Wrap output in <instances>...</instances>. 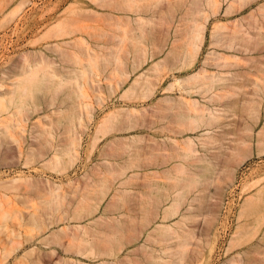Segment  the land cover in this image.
Segmentation results:
<instances>
[{"label":"rangeland","instance_id":"374dc122","mask_svg":"<svg viewBox=\"0 0 264 264\" xmlns=\"http://www.w3.org/2000/svg\"><path fill=\"white\" fill-rule=\"evenodd\" d=\"M21 1L0 0V37L14 29L11 52L0 43V83L26 85L0 108V264H264V40L251 39L264 0H218L195 60L204 0H26L11 18ZM237 26L247 39L230 48ZM38 61L47 65L36 74L53 62L59 77L45 72L42 85L27 74ZM202 69L243 84L186 92L182 81ZM80 86L88 98H77ZM194 100L205 122L192 131ZM82 104L90 117L79 124ZM76 136L72 159L63 150ZM55 193L62 202L48 205ZM84 228L97 235L96 257L69 238Z\"/></svg>","mask_w":264,"mask_h":264},{"label":"bare ground","instance_id":"6f19581e","mask_svg":"<svg viewBox=\"0 0 264 264\" xmlns=\"http://www.w3.org/2000/svg\"><path fill=\"white\" fill-rule=\"evenodd\" d=\"M124 1V0H123ZM204 1H206L205 3H204V6H206V9H211V10H209V12L211 13H209V12H207V10H205V8H204V14H203V16H201V19H202V17L204 18L203 20H204V22L200 25V26H197V30H196V36H193L194 38V43H193V45H194V56H193V60H195L196 58H197V54H198V52H199V50L201 49V47H202V45H203V42H204V37H205V29H206V23L208 22V20H209V18H210V16H212V15H216L217 13H218V11H219V9H220V2L218 1V0H204ZM242 1V0H241ZM200 2H202V0L200 1ZM26 3V0H23V1H21L20 2V4L18 5L19 7L17 8V9H15V10H13V11H11V13H10V17L12 18V17H14L18 12H20V10L22 9V7H23V5ZM124 3V2H123ZM126 3H128V2H126ZM126 3H124V4H126ZM123 4V5H124ZM202 4H203V2H202ZM119 5V4H118ZM120 6V5H119ZM122 6V5H121ZM121 6H120V9H122V10H124L125 11V9H123L125 6V8H126V10H127V4L126 5H124V6H122L123 8H121ZM204 6H201L200 5V7H204ZM208 7V8H207ZM234 7V5H229L228 6V10H230V9H232ZM203 9V8H202ZM201 9V10H202ZM216 9H217V11H216ZM261 10V15L263 16V18H264V7L263 8H261L260 9ZM212 11H213V14H212ZM203 11H201L200 13H202ZM208 13L210 14V15H208ZM202 15V14H201ZM219 27V26H218ZM218 27L216 28V30H218ZM238 27V29H236L233 33H232V35H231V37L230 38H227L226 39V44H228V46L230 47V48H235L236 46V44H237V41H241V40H246L247 39V35H245V34H243L242 33V31H241V27L242 26H237ZM264 29V26H262V27H258V32H257V34H255L254 36H252L251 37V39H254V40H264V34L262 33V30ZM216 33V32H215ZM117 38V37H116ZM125 39H127V38H125ZM125 39L123 38V41L125 42ZM191 41L190 42H192V38L190 39ZM120 41H121V39H120ZM248 43H250L249 45L250 46H254L255 48H250L249 47V45L247 44V48H245L246 50H248V52H252V51H255L256 50V46H258V43H253L252 41H247ZM121 44H123V43H121ZM238 45H239V43H238ZM237 45V46H238ZM123 46V45H122ZM123 48V47H122ZM121 49H119V52H120V54H119V52H117V54L118 55H116V56H122L121 54V52H122V50L120 51ZM125 50V49H124ZM124 50H123V53H125L124 52ZM235 50V49H234ZM193 53V52H192ZM186 54V53H185ZM250 54V53H249ZM24 55V54H23ZM26 55V54H25ZM27 55H28V53H27ZM190 55V54H189ZM188 55V56H189ZM187 56V55H186ZM26 57V56H25ZM27 57H29V56H27ZM191 57V56H190ZM189 57V58H190ZM120 58V57H119ZM26 59V58H25ZM116 59V58H115ZM251 59H252V56L250 57V59H248V61H251ZM21 60H23L24 61V59H21ZM44 61V60H43ZM42 60H41V62H43ZM40 62V63H41ZM39 63V61L38 62H36V64H34L36 67H33V65L30 67L29 66V68H30V70H29V68H25V69H27L26 71H28L29 70V72H27V74L29 73V75L31 74L32 75V73H33V76H36V78L39 76L40 78L39 79H37V80H41L39 83H48L49 81H51V80H49L51 77H53V78H55V77H59V75H58V73L57 72H53L52 74H50L49 75V73L50 72H52V71H50L49 72V70H50V64H52V66L54 65L53 64V62L51 63V62H49L50 64L46 67L47 69H49L48 70V72L47 71H45L44 73L46 74V75H48V76H46L47 78H49L48 80L45 78V74L44 73H41L42 75L40 76V75H38V74H36V70H37V68L38 67H43L44 65H47L46 63V61L44 62V64L43 65H41ZM30 64V63H29ZM24 65V64H23ZM40 65V66H39ZM233 65H235V66H241V64H239V63H233ZM51 66V67H52ZM45 67H44V70H46L45 69ZM56 67H57V65H56ZM23 69V68H22ZM21 69V72L23 71ZM40 69L41 70H43L42 68H39V71H40ZM25 71V72H26ZM205 71V70H204ZM203 71V69H202V71H199V72H197V73H194L193 75H190V76H188L187 78H185L183 81H182V83L184 82L185 83V91L186 92H188V93H192V92H199L200 90H202V89H206V91H210V90H215L216 92H218V91H220V92H222V91H226V88L228 87V86H233V87H236V88H239V87H241V85L243 84V82H242V77H243V75H240V74H235L233 77H232V79H223V78H221V77H219V76H216V75H208V74H206L205 72ZM42 72V71H41ZM57 73V74H56ZM20 74V73H19ZM19 74H15V75H19ZM23 74H24V71H23ZM26 75V74H25ZM25 75H24V77H25ZM22 76V75H21ZM24 77H22V78H24ZM16 78V77H15ZM21 78V77H20ZM26 78V77H25ZM31 78H33V77H31ZM46 81H44V80ZM29 80H31V79H29ZM34 80V79H33ZM36 80V81H37ZM227 81H229V82H231V83H229V84H227L226 82ZM25 82V81H24ZM31 82H32V80H31ZM34 83H35V81H33ZM37 82V83H38ZM41 83V84H42ZM21 84H24L23 85V88L22 89H24V86H26L25 85V83H22V81L20 80V79H14L13 81H11L10 82V87L11 88H7L5 85H4V83H0V108H2L1 106L2 105H4V104H6V103H8V105H9V103H10V101H12L13 100V98L14 97H16L17 98V96H14V95H17V94H19V93H17V91H20V90H22V89H20L19 87H21L22 85ZM29 84V83H28ZM30 86L32 85V84H29ZM35 85V84H34ZM40 85V84H39ZM43 85V84H42ZM33 87V86H32ZM19 88V89H18ZM80 88L81 89H79L78 90V92H77V98H79V99H86V98H88V96H87V94H86V92H85V90L82 88V86H80ZM29 90H30V88H29ZM28 91V90H27ZM17 93V94H16ZM215 97H217V98H219L220 97V95L219 94H215ZM16 98H14V102L16 103V102H18V100L19 99H17L16 100ZM16 100V101H15ZM17 104H21V103H17ZM13 105H14V103H13ZM5 106H7V104L5 105ZM5 106H4V108H5ZM12 105H9V107L8 108H10ZM20 106H22V105H20ZM13 107H15V106H13ZM4 108H2V109H4ZM18 108H20V107H18ZM185 108H186V119L188 118V119H190L191 120V122L189 121V123H191L190 124V129L192 130V131H195V130H197V129H199L200 127H201V124H203V122H205V115L202 113L203 111H204V109L203 110H201V107H200V105H199V103L196 101V100H194V101H191V102H186V104H185ZM6 109H7V107H6ZM6 109H4V110H6ZM1 110V109H0ZM19 110V109H18ZM22 110H23V107H22ZM3 111V110H2ZM1 111V112H2ZM6 112V111H5ZM20 112H22L21 110H20ZM2 115L4 114V113H1ZM2 115H0V116H2ZM15 115V114H14ZM17 116V115H16ZM16 116H14V117H16ZM85 117H90V115L88 114V106L86 105V104H82L81 105V108H80V110H79V112L77 113V116H76V118H77V121H78V123L79 124H82V122H83V120L85 119ZM13 118V117H12ZM20 119V118H19ZM107 119V118H106ZM106 119H104V121L106 120ZM210 119H212V118H210ZM1 120V119H0ZM15 120H16V118H15ZM15 120H13V121H15ZM20 121V120H19ZM18 121V122H19ZM5 122V121H4ZM9 122V121H8ZM0 124H1V122H0ZM11 124V123H10ZM4 126V125H3ZM6 126V125H5ZM11 126H12V129H13V124L12 125H9V128L11 129ZM189 126V125H188ZM0 127H1V125H0ZM6 128V127H5ZM14 128H19V123H15L14 124ZM189 129V128H188ZM7 130V129H6ZM99 130V129H98ZM7 132V131H6ZM68 133H70V131H68ZM97 133V132H96ZM100 133V132H99ZM98 136V135H97ZM212 139V138H211ZM79 140H80V138L78 137V136H76V137H73V139L71 140V142L69 143V145H67L66 147H65V149L63 150V153H65V154H68L70 157H72V159L74 158V156H75V154L77 155L78 154V152L76 153V151L74 150V149H78L77 147H78V143L77 142H79ZM15 141L17 142V140L15 139ZM184 144H185V146H186V149H184L183 148V150H185L184 151V156L185 157H193V156H195L196 154H197V151H196V149L193 147V140H192V138H187L185 141H184ZM62 150V149H61ZM74 151H75V153H74ZM73 153H74V155H73ZM62 154V153H61ZM61 154H58V155H55V157L53 158L54 160H56L57 161V163L60 161L61 162V158H62V156H61ZM53 159H51V160H53ZM75 159V158H74ZM50 160V161H51ZM53 160V161H54ZM59 162V163H60ZM200 162H206V160H200ZM123 169V168H122ZM124 173V172H123ZM195 180V179H194ZM193 180V181H194ZM125 182H122V184H124ZM193 183V182H192ZM191 184V183H190ZM54 191V190H53ZM57 191H58V188H57ZM53 194H54V192H53ZM56 195H55V197L53 198V195H52V198H53V201L52 200H50L51 202H48V205H50L51 203V205H53V204H57L58 203V201L56 202V200H58L59 199V196L57 195V193H55ZM56 196H58V199H57V197ZM1 199V198H0ZM60 199H61V197H60ZM60 199H59V201H60ZM2 200V199H1ZM177 201H178V199H177ZM56 202V203H55ZM61 202H62V199H61ZM60 202V203H61ZM176 202V201H175ZM2 203V202H1ZM61 205V204H60ZM173 205V204H172ZM171 205V206H172ZM177 205H178V203H177ZM58 206H59V203H58ZM58 206L56 205H54V207L53 206H51L52 207V209L50 208V206H49V208H50V210H52L53 211V213L54 212H57V210H59V208H58ZM170 206V205H169ZM78 207V206H77ZM172 207H174V205L172 206ZM62 208V207H61ZM173 209V208H172ZM176 209V208H175ZM177 209H178V207H177ZM56 210V211H55ZM79 207H78V209H74V212H76V211H78V212H76V213H78L79 214ZM166 211H168V208H166L165 209V212ZM73 212V213H74ZM88 212V211H87ZM169 212H170V210H169ZM76 213H74V215H75V217H79V218H81L80 217V215H81V213L79 214V216H77V214ZM172 213V216L174 215L173 214V211L171 212ZM83 215V214H82ZM167 215V214H166ZM171 216V215H170ZM185 217V216H184ZM76 219H78V218H76ZM37 218H35V220H34V222H35V224L38 226V227H41V225L39 226L38 224H40L42 221H43V219H42V221L40 220V223H38L37 221H39V220H37ZM44 222V221H43ZM42 224V223H41ZM46 224V223H45ZM45 224H42L43 226L42 227H44V225ZM48 226H49V224H47ZM46 225V226H47ZM37 226H35V227H37ZM45 226V227H46ZM47 226V227H48ZM34 227V228H35ZM44 227V228H45ZM46 227V228H47ZM166 227V226H165ZM168 227V226H167ZM36 229V228H35ZM40 229V228H39ZM85 229V228H84ZM84 229H78L79 231L80 230H83V231H80V233L79 234H77L76 232H74V233H72L70 236H69V238L71 237L72 238V241L74 240L75 242H78L79 241V243L81 244V241H82V243L83 242H85L84 244H81V246L83 245L84 247L86 246L85 244H86V242H87V247H85V248H89V244H90V249L89 250H85L84 249V247H81L80 245H75V247L77 246V248L79 249L78 251H76L77 253H79V254H83V255H85V256H88V257H90V256H95L96 257V254H97V252H95V253H93L94 252V250H95V248L93 247V246H95V245H92L93 244V238H96V234H95V236L91 239L93 242H92V244L91 243H89L90 241L88 240V239H90L91 238V233H90V231H89V233H87V228L84 230ZM40 231V230H39ZM164 231V230H163ZM166 232V231H165ZM179 232V231H178ZM58 233V232H57ZM56 233V234H57ZM86 233H87V235H86ZM56 234H55V232H54V235L56 236ZM90 234V235H89ZM94 234H92V236H93ZM180 235V236H179ZM177 234L176 236H178V239L181 241L180 242V244H179V246H178V248L181 250V251H183V252H186L187 251V242H186V240L185 239H187V238H185L184 239V237L185 236H183V235H181V234ZM61 235H57L56 237H60ZM170 238L171 237H173V235H168ZM175 236V235H174ZM56 237H54V238H52V239H56ZM89 237V238H88ZM175 238V237H174ZM47 239V238H46ZM60 239H61V242H62V237L61 238H59V243H60ZM96 239H98V238H96ZM58 240V239H57ZM54 241V242H53ZM55 241L56 240H52V241H49L51 244H52V242L53 243H55ZM99 242V241H98ZM105 241H103V243H104ZM46 243V245L48 244V242H45ZM49 243V244H50ZM89 243V244H88ZM60 244H63V242L62 243H60ZM64 245V244H63ZM92 245V246H91ZM71 246H72V244H71ZM70 246V248H72ZM74 247V248H75ZM94 249H93V248ZM76 248V249H77ZM81 248H83V249H81ZM67 249V248H66ZM16 250V248H14V251ZM67 251V250H66ZM96 251H97V249H96ZM106 252H109V251H100V252H98V254L99 255H104V254H106ZM110 253V252H109ZM177 254H181L180 252H177ZM31 255V254H30ZM32 256V255H31ZM24 257H26V255L24 256ZM32 264H42V262H41V260H40V258H37V260H34V261H32ZM58 264H61V263H58Z\"/></svg>","mask_w":264,"mask_h":264},{"label":"built area","instance_id":"2783aa9c","mask_svg":"<svg viewBox=\"0 0 264 264\" xmlns=\"http://www.w3.org/2000/svg\"><path fill=\"white\" fill-rule=\"evenodd\" d=\"M14 29L12 30H9L7 33H6V37L7 38H4V37H0V43L1 42H5V44L8 45V49H9V52H11V46H12V42L14 41ZM5 57V56H4ZM4 57L3 55L0 56V62H3L4 61Z\"/></svg>","mask_w":264,"mask_h":264}]
</instances>
